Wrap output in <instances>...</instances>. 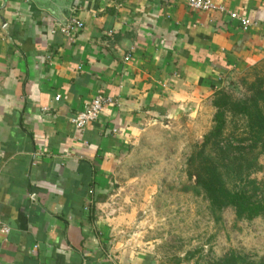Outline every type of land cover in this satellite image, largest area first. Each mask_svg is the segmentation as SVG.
Wrapping results in <instances>:
<instances>
[{
    "label": "crops",
    "instance_id": "obj_1",
    "mask_svg": "<svg viewBox=\"0 0 264 264\" xmlns=\"http://www.w3.org/2000/svg\"><path fill=\"white\" fill-rule=\"evenodd\" d=\"M213 1L248 30L186 0H0V264L154 263L130 243L120 166L144 131L264 59V0ZM72 17L84 27L66 36ZM97 94L116 104L75 130Z\"/></svg>",
    "mask_w": 264,
    "mask_h": 264
},
{
    "label": "rangeland",
    "instance_id": "obj_2",
    "mask_svg": "<svg viewBox=\"0 0 264 264\" xmlns=\"http://www.w3.org/2000/svg\"><path fill=\"white\" fill-rule=\"evenodd\" d=\"M261 76L264 59L227 80L221 89L235 99L246 98L249 85ZM212 99L213 95L197 108L144 131L120 166V193L136 206L138 219L136 226H129L130 243L142 255L149 252L153 264H209L231 252L251 262L264 258V216L246 221L237 220L231 209L213 214L203 196L191 188L194 179L189 177L188 160L199 152L212 127ZM243 133V121L228 115L223 138ZM259 162L262 169L254 178L260 181L264 155ZM133 233L138 236L134 240Z\"/></svg>",
    "mask_w": 264,
    "mask_h": 264
},
{
    "label": "trees",
    "instance_id": "obj_3",
    "mask_svg": "<svg viewBox=\"0 0 264 264\" xmlns=\"http://www.w3.org/2000/svg\"><path fill=\"white\" fill-rule=\"evenodd\" d=\"M248 93L235 99L224 89L215 91L212 127L188 167L194 179L191 188L203 196L213 214L231 209L237 220L251 221L264 216V180L254 178L264 155V76L249 85ZM228 115L243 121L242 137L223 138ZM209 264H264V258L251 262L231 252Z\"/></svg>",
    "mask_w": 264,
    "mask_h": 264
},
{
    "label": "built area",
    "instance_id": "obj_4",
    "mask_svg": "<svg viewBox=\"0 0 264 264\" xmlns=\"http://www.w3.org/2000/svg\"><path fill=\"white\" fill-rule=\"evenodd\" d=\"M186 4L194 11H219L225 13L230 19L237 20L243 31H247L251 25L247 18L238 15L234 11L227 10L224 6L216 4L213 0H186ZM83 27V22L72 17L64 23L59 24L58 30L66 36H72L82 30ZM129 59L128 55L124 58V61H128ZM58 99V96L54 98L55 101H58ZM115 104L116 101L112 99V97L104 94H97L82 111L77 112L71 117L70 122L75 130L81 131L99 118L101 111L105 106H112ZM9 232L10 228L2 221L0 216V235L6 237Z\"/></svg>",
    "mask_w": 264,
    "mask_h": 264
},
{
    "label": "water",
    "instance_id": "obj_5",
    "mask_svg": "<svg viewBox=\"0 0 264 264\" xmlns=\"http://www.w3.org/2000/svg\"><path fill=\"white\" fill-rule=\"evenodd\" d=\"M60 22H61V23H64L65 21H64V19H61Z\"/></svg>",
    "mask_w": 264,
    "mask_h": 264
}]
</instances>
